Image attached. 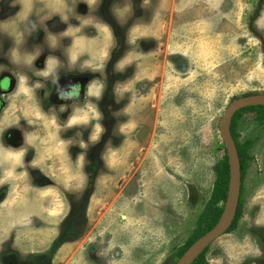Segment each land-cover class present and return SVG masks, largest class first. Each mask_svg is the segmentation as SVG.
<instances>
[{"label":"rangeland","instance_id":"1","mask_svg":"<svg viewBox=\"0 0 264 264\" xmlns=\"http://www.w3.org/2000/svg\"><path fill=\"white\" fill-rule=\"evenodd\" d=\"M26 1L33 3L32 16L49 18L50 31H68L58 37L57 49L39 42L19 49L32 51L27 67L22 62L12 68L10 46L3 44L0 75L23 78L27 70L42 73L50 64L61 73L62 62L69 61V68L78 66L81 80H90L85 91L93 90L98 100L88 102L82 128L67 131L74 125L66 127L58 112L41 128L43 141L30 138L36 160L44 161L38 166L52 174L62 150L69 155L81 150L83 177L81 168L59 172L74 176L84 193L36 192L37 199L53 192L44 206L52 211L41 220L22 210L17 199H10V210L0 207V264H27L32 252L48 253L36 264L170 263L195 235L216 170L228 157L223 114L238 98L264 94V0H17L12 8L22 9ZM4 5L0 0L3 18ZM12 28L18 30L15 22ZM77 39L85 45L67 49ZM43 82L31 83L33 103L46 96ZM10 84L6 78L2 87ZM2 98L7 124L27 128L21 120L10 123L20 117L10 110L22 101L14 94ZM257 112L242 111L235 125L243 145L253 142L242 218L206 249L204 264H264V122ZM30 136L29 131L25 137ZM23 186L17 184V193ZM67 238L75 243L66 244Z\"/></svg>","mask_w":264,"mask_h":264},{"label":"crops","instance_id":"2","mask_svg":"<svg viewBox=\"0 0 264 264\" xmlns=\"http://www.w3.org/2000/svg\"><path fill=\"white\" fill-rule=\"evenodd\" d=\"M33 10H34L33 3L31 6V4L26 1V3L24 4L23 11L18 13L16 18L15 17L13 18V21L15 22V25H17L18 30H15L14 28L11 27L13 30L11 31V33H7L5 32V30L0 29L1 30L0 47L3 44L6 45L7 39L5 38H10L14 40V38L18 36L17 40L15 41V44L10 47L11 61H12L10 62V64L12 65V68L16 69V67L18 66H23V63H28L24 66L27 67L31 65V62H26L27 59L34 57L30 49H29L30 52L27 50L26 53L24 54L19 51V49L25 47L24 44L25 45L26 43L29 44V42H27L28 36H26L28 33H25L26 35L22 36L20 28L29 27L28 21L32 17L31 15H33ZM45 20H49V18ZM67 31H68L67 28L66 29L64 28L61 29V32L59 30L46 32L48 46L51 47V45H53L52 47H54L55 49L60 47L61 45L58 37L63 33H66ZM63 40L65 41L64 36L63 39L61 38V43ZM64 41H63V45L66 46L67 43H64ZM33 42L34 44L37 43L35 39ZM78 42L85 45L84 41L77 39V41L76 40L75 42L73 41L70 47H67V49L72 51L74 46L78 48L79 47ZM34 44L32 43V45ZM34 47L35 46H32V48ZM62 63H63L62 66L65 65L64 70L78 69V66L76 67V65H71L72 68H69L67 66V64L70 65L69 61L66 63L64 62ZM50 65L47 67L45 66V69L43 67L39 68L40 70L44 69V71L38 74H35L34 70H27L25 72L26 75L23 78L14 77L15 74H13V72L9 73L10 74L9 75V74H4L5 72L1 71L3 75H0V92L4 93L5 96L6 95L10 96V94L16 95V98H18L19 102L22 101L21 103L25 106V107L21 106L20 103L16 105V107H12V109L10 110V114H12V117L14 113H16V111L18 112L20 117L17 116L13 117V122L10 123H17L18 121L21 120L20 121L21 124L26 123L25 125H27V128H21L17 124L8 125L7 123L9 122V119L8 117L5 118V116L4 117L2 116L3 113L1 111L3 110V108H1L0 110V194L2 188L7 187V191L5 193L6 196L0 198V207L1 208L5 207V209L10 210L12 205V203H10V199L12 198L13 200L17 199L15 201L16 203H18V205H20L22 210H24L26 213L31 211L30 215L33 217L39 215V220L44 219L45 216H49L48 213L52 211L46 209L44 206L48 204V197L49 195H52L53 192L50 191L48 192V194L42 195L43 197H39L38 199L36 198L35 193L41 192V190H46L47 188L55 189L63 194L74 195V196L80 195V193H84V191H82L80 187H78L79 183L75 182L74 176L67 178V176L64 175V172H59V171L65 170L68 171L69 174H71V171L79 172L81 168L80 172L82 174V169L83 170L85 169L84 167L85 161L81 155H78L81 150L76 149L77 153L76 154L74 153L73 155H69L68 151L66 152L62 150L61 153L59 154V157L54 158L58 162V165L56 166V169L54 171L55 174H52L50 172L49 173L45 172L42 168H40V166H38V164L44 161H42L43 158L36 160L37 148L36 146L29 144L30 138L37 137V139H40L43 134L42 129L47 127L46 123L48 124V122L52 120L53 118L52 116H55L56 113L59 114L58 112H62V114L64 113L63 115H65V117L60 121H64L66 127L67 125L68 126L74 125L71 130H67V131H74L75 128L76 130H78V127L82 128L85 123L84 121L86 119L84 117L83 112L86 111V108H89L87 104L91 105V103L88 102L90 101V99L98 100V98H95V94H94L95 92L93 90H89V89L86 90L83 93L84 96L81 97L78 96L79 93L78 94L75 93L74 92L75 90L73 89L71 92H68L66 95H63L61 97L47 99V96H45L42 98L41 101H39L40 103H35V102L33 103L32 102L33 98H31V94H32V90L34 89L31 83L35 80H40V81L46 79L52 80L53 77H55L56 75L63 73V71L61 73L60 72L58 73L56 70L50 69ZM6 78H9L11 83L8 89L2 87V82ZM23 99H25L26 101H23ZM97 107L100 108L99 105ZM5 109H8L6 104H5ZM37 116L39 119L36 120L35 118ZM57 126L60 127L61 124H58ZM66 127L62 126V128L65 129ZM29 131L31 133V136L29 138H26L25 136L26 134L29 133ZM18 132H20L21 137L18 134ZM19 137L23 140V142L20 144H18ZM43 140L44 138H41L40 142ZM100 141L102 144V139ZM16 152H18V154H16ZM49 152L52 153L53 149H49ZM86 158L87 161L91 160L90 156H87ZM92 161L95 162L93 159ZM45 163L47 165L46 160ZM81 176L83 177V174ZM20 181L21 183L24 184L23 186L24 189L26 187L28 188L29 190L28 192H23L24 189L22 188L23 191L17 193L18 189L16 188H18L17 184H20ZM14 193H16V195L14 197H11ZM23 195H25L24 198ZM9 215L10 217L12 216L14 217V215L11 214ZM67 242L68 243L66 244L70 246L73 245V243H75L69 241ZM31 254H33V252Z\"/></svg>","mask_w":264,"mask_h":264},{"label":"water","instance_id":"3","mask_svg":"<svg viewBox=\"0 0 264 264\" xmlns=\"http://www.w3.org/2000/svg\"><path fill=\"white\" fill-rule=\"evenodd\" d=\"M254 106H264V94L241 97L233 101L223 114L220 130L228 153L230 166V186L227 203L218 225L197 240L176 264H193L213 242L228 232L236 219L241 198L242 167L238 147L232 135L231 126L235 113L241 109Z\"/></svg>","mask_w":264,"mask_h":264},{"label":"trees","instance_id":"4","mask_svg":"<svg viewBox=\"0 0 264 264\" xmlns=\"http://www.w3.org/2000/svg\"><path fill=\"white\" fill-rule=\"evenodd\" d=\"M259 11L260 10H258L254 14V16L252 17L251 23H253L257 19L259 15ZM245 110L258 111L257 116L259 118V121L264 122V106H254V107L244 108V109L239 110L237 113L233 115L231 131H232L234 140L237 144L238 152H239V156L241 160L242 189H243V180L245 178L246 170H247V163L250 160L254 159V156L249 153L250 148L253 146V142L249 141L243 145V143L240 141V135L238 134L235 128L238 114ZM216 175H217V179L215 182L213 193L211 195L210 200L206 204L204 212L202 213L200 217L195 235L192 236L190 240H188V244L186 245L185 249L182 252H180L178 255L174 257H171L170 263L168 264H176L177 261L184 255L186 249L188 250L197 240H199L205 234L213 230L220 222L225 206H226V203H227L229 186H230V166H229L228 157H226L224 160L220 162L216 170ZM242 214H243V200L241 197L236 219L227 233L232 232L236 228V225L239 223V220L242 218ZM205 262L206 260H205V252H204L193 264H204Z\"/></svg>","mask_w":264,"mask_h":264},{"label":"flooded vegetation","instance_id":"5","mask_svg":"<svg viewBox=\"0 0 264 264\" xmlns=\"http://www.w3.org/2000/svg\"><path fill=\"white\" fill-rule=\"evenodd\" d=\"M2 1H4L5 5L2 6L1 13L5 14V16H4V18L2 16H0V29L5 30V32H7V33H11V31L13 30L11 27H12V23L14 21L11 22L10 14H11V16H13V18L14 17L16 18L18 13L23 11L24 7L22 6V9H21V5L19 4V6H18L16 4L12 8L13 2L16 3L15 1H17V0H2ZM35 17H37V15L32 16L29 20V23H28L29 27L24 28L25 33H28L26 35V36H28V39H29V40L27 39V42H31V44L29 43L28 45L31 46L32 43L34 44V42H32V40L35 39L37 42H40L41 45L48 46L47 33L46 32H51L50 30H52V27H51V25L50 26L45 25L46 20H43L40 17H37V18H35ZM106 18L108 19V16ZM41 20L45 21V22H41ZM107 21H109V20H107ZM115 21L113 24H118L117 20H115ZM113 28L115 30L114 25H113ZM1 30H0V33H1ZM20 31H21V29H20ZM115 34L117 36L116 30H115ZM17 38H18V36H16L14 38V40H12L10 38H5V39H7L6 44H7L8 50H9V46L11 47L15 44V41L17 40ZM24 46L26 47V45H24ZM33 46H35V45H33ZM6 59H8V58H6ZM74 72L77 74H74ZM42 81H44L43 83L46 84V88L44 90V93H46L47 99H52V98H57V97H61L63 95H66L68 92H71L73 89L75 90L74 91L75 93H77V94L79 93L78 96L83 97L84 96L83 93L85 92V86L89 83L90 80H88V78L81 80L79 69L78 70H76V69H74V70L65 69V70H63L62 74L56 75L55 77H53L52 80L46 79V80H42ZM3 96H5V94L1 93V95H0V100L2 103L1 108H4V106H5V101L2 98ZM63 117H64V115H63ZM18 134L20 135V132H18ZM20 137H21V135H20ZM20 137H19L18 144L23 142V140ZM6 191H7V187L1 189L0 198L6 196L5 195ZM76 197H80V196L77 195ZM74 198H75L74 196H73V199L71 198V200L73 201V202L71 201L72 209L76 206L74 204ZM75 209H77V208H75ZM67 241H69L68 238L66 239V242ZM56 248H57V246H55V249ZM50 257L52 258V255H49V258ZM47 258H48V253H45V252L42 255L41 254H29V256L27 258V264H36L35 261H37L38 259H40V262H45V260H47ZM20 263H21V261H20ZM22 263H24V262H22Z\"/></svg>","mask_w":264,"mask_h":264}]
</instances>
